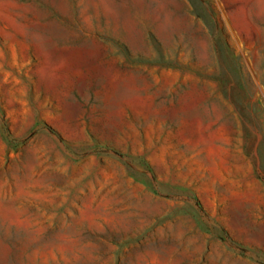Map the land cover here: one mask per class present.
I'll return each mask as SVG.
<instances>
[{"label":"rangeland","instance_id":"rangeland-1","mask_svg":"<svg viewBox=\"0 0 264 264\" xmlns=\"http://www.w3.org/2000/svg\"><path fill=\"white\" fill-rule=\"evenodd\" d=\"M0 264H264V0H0Z\"/></svg>","mask_w":264,"mask_h":264}]
</instances>
